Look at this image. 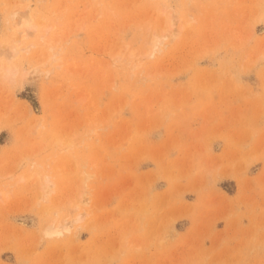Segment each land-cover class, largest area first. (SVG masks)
<instances>
[{
    "label": "rangeland",
    "instance_id": "374dc122",
    "mask_svg": "<svg viewBox=\"0 0 264 264\" xmlns=\"http://www.w3.org/2000/svg\"><path fill=\"white\" fill-rule=\"evenodd\" d=\"M11 45L0 264H264V0H0Z\"/></svg>",
    "mask_w": 264,
    "mask_h": 264
},
{
    "label": "bare ground",
    "instance_id": "6f19581e",
    "mask_svg": "<svg viewBox=\"0 0 264 264\" xmlns=\"http://www.w3.org/2000/svg\"><path fill=\"white\" fill-rule=\"evenodd\" d=\"M16 15L17 16H19V13L17 14L16 13ZM15 15V16H16ZM21 15V14H20ZM26 15V14H25ZM24 15V16H25ZM22 16H20L19 18H21ZM29 20V19H28ZM24 21V20H23ZM14 22V21H13ZM36 26H34V28H35ZM36 29V28H35ZM21 30V29H20ZM22 30H24V29H22ZM21 32H23V31H21ZM155 44H151L150 45V49L154 46ZM8 49L7 51H8V57H11V55H9V54H12V55H14L15 53H17V48L14 46V45H11V46H8V47H4V46H2L0 49H4V53H5V51H6V49ZM2 75H3V78L5 79V80H8V81H11L13 78H14V75H15V68L13 67V65L10 63V62H6L5 61V63L3 64V66H2ZM50 183H51V181L50 180H48V179H46L43 183H41V188H42V190L45 192V193H47V192H49V190H50Z\"/></svg>",
    "mask_w": 264,
    "mask_h": 264
}]
</instances>
